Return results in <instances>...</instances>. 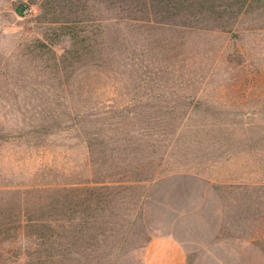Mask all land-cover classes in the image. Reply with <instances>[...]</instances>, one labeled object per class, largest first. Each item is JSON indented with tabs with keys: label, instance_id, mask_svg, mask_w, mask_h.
<instances>
[{
	"label": "rangeland",
	"instance_id": "374dc122",
	"mask_svg": "<svg viewBox=\"0 0 264 264\" xmlns=\"http://www.w3.org/2000/svg\"><path fill=\"white\" fill-rule=\"evenodd\" d=\"M160 236L264 264V0H0V264Z\"/></svg>",
	"mask_w": 264,
	"mask_h": 264
},
{
	"label": "crops",
	"instance_id": "0c3cea01",
	"mask_svg": "<svg viewBox=\"0 0 264 264\" xmlns=\"http://www.w3.org/2000/svg\"><path fill=\"white\" fill-rule=\"evenodd\" d=\"M144 264H184L185 253L181 243L168 236L152 239L143 254Z\"/></svg>",
	"mask_w": 264,
	"mask_h": 264
},
{
	"label": "trees",
	"instance_id": "16d2710c",
	"mask_svg": "<svg viewBox=\"0 0 264 264\" xmlns=\"http://www.w3.org/2000/svg\"><path fill=\"white\" fill-rule=\"evenodd\" d=\"M23 8H24V5H19V6L15 7L16 11L19 12V13H22Z\"/></svg>",
	"mask_w": 264,
	"mask_h": 264
}]
</instances>
